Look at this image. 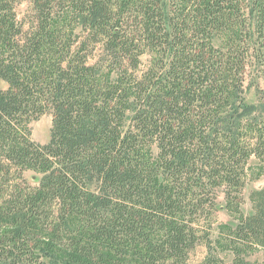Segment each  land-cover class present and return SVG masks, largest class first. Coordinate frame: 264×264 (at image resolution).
<instances>
[{
	"label": "trees",
	"instance_id": "1",
	"mask_svg": "<svg viewBox=\"0 0 264 264\" xmlns=\"http://www.w3.org/2000/svg\"><path fill=\"white\" fill-rule=\"evenodd\" d=\"M260 80L264 0H0V264H191L221 207L229 264H252Z\"/></svg>",
	"mask_w": 264,
	"mask_h": 264
},
{
	"label": "rangeland",
	"instance_id": "2",
	"mask_svg": "<svg viewBox=\"0 0 264 264\" xmlns=\"http://www.w3.org/2000/svg\"><path fill=\"white\" fill-rule=\"evenodd\" d=\"M25 6L20 8L24 10ZM147 57L144 58L146 64ZM263 82L247 81L245 85L246 102L252 106L259 107L264 104ZM52 128V117L44 116L38 122L32 125L33 140L41 145L48 143L50 139V131ZM28 180L37 185L39 176L32 173L27 174ZM246 185L244 190V206L242 211L244 215L252 213V203L250 196L254 191L264 188V166L259 163L256 158H251L246 165ZM237 222L234 217L221 207L213 218L212 245H200L192 252L190 257L191 264H199L204 260H208L213 264H229L233 260V254L228 250L223 241V232L225 227L235 228ZM246 261L252 264L264 263V249L253 248L244 255Z\"/></svg>",
	"mask_w": 264,
	"mask_h": 264
}]
</instances>
